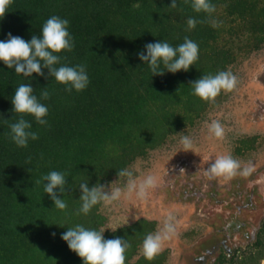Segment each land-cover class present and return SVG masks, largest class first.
Returning a JSON list of instances; mask_svg holds the SVG:
<instances>
[{
	"label": "trees",
	"instance_id": "trees-1",
	"mask_svg": "<svg viewBox=\"0 0 264 264\" xmlns=\"http://www.w3.org/2000/svg\"><path fill=\"white\" fill-rule=\"evenodd\" d=\"M191 3L177 0V7L170 8L171 0H12L0 17V41L9 33L30 41L50 17L66 19L73 48L54 53L60 57L56 67L84 65L89 83L69 92L54 77L45 79L47 69L43 76L25 77L0 61V264H83L61 235L77 225L101 231L106 218L101 203L87 214L79 212V185L88 182L91 188L120 178L117 173L137 158L194 126L222 99L223 90L202 100L192 94L190 82L228 71L241 53L264 45V0H209L215 5L210 14L195 12ZM189 18L197 20L192 29ZM185 37L199 47L198 59L186 72L152 76L138 58L148 43L159 40L177 47ZM160 68L165 70L162 62ZM21 84H31L33 95L48 109L45 125L23 115L38 136L23 148L12 141L10 131V124L21 118L11 104ZM45 88L50 96L41 99ZM51 171L65 176L64 210L44 192L46 182L37 183ZM155 226L139 219L103 232V238L128 242L125 264H164L165 252L152 259L137 256ZM254 248L256 254L239 262L231 257L228 264L261 263L264 227Z\"/></svg>",
	"mask_w": 264,
	"mask_h": 264
},
{
	"label": "rangeland",
	"instance_id": "rangeland-1",
	"mask_svg": "<svg viewBox=\"0 0 264 264\" xmlns=\"http://www.w3.org/2000/svg\"><path fill=\"white\" fill-rule=\"evenodd\" d=\"M228 71L237 78L234 89L223 90L222 99L194 126L168 137L127 168L137 183L149 175L155 178L146 198L127 191V177L104 184L124 189L111 204L101 202L104 232L146 219L156 223L155 234L172 215L175 232L158 252L166 253L164 264H228L231 257L239 262L257 253L254 244L264 227V45L241 53ZM213 121L222 125V138L208 131ZM181 136L192 140L190 149L180 143ZM221 155L240 163L237 174L209 178L205 169ZM244 169L251 171L244 175Z\"/></svg>",
	"mask_w": 264,
	"mask_h": 264
},
{
	"label": "clouds",
	"instance_id": "clouds-1",
	"mask_svg": "<svg viewBox=\"0 0 264 264\" xmlns=\"http://www.w3.org/2000/svg\"><path fill=\"white\" fill-rule=\"evenodd\" d=\"M12 0H0V17H4L7 7ZM170 8L177 7V0H171ZM191 7L195 12L212 13L215 11V5L209 3V0H192ZM69 21L52 16L46 20L42 26L39 36L33 35L30 41H25L19 36L8 34L5 41H0V61L8 69L14 68L17 74H23L25 77L36 73L43 76V69H47V76L54 77L55 81L68 85L65 90L81 91L89 83L84 65L67 66L61 65L60 57L54 53L61 50L71 51L73 48L72 38L69 35L67 26ZM213 26H217L213 21ZM197 20L189 18L187 25L189 29L196 26ZM199 47L192 40L185 37L184 42L177 47L170 46L167 42L156 41L144 46V51L138 53V58L143 63H147L152 76L164 75L165 71L176 73L183 70L188 71L190 66L198 59ZM95 54V53H94ZM161 62L165 70H161ZM237 84V78L229 71H221L216 75L202 76L190 82L192 94L202 100L215 98L221 90L231 91ZM49 91L45 88L41 94V99H48ZM12 111L21 114V118L15 123L10 124L11 139L19 147H27L29 138L35 140L37 133L30 131L31 124L23 118L24 114L34 116L36 122L45 125L43 119L48 114L47 107L42 104L36 95H33L31 84H21L15 90L11 99ZM208 131L217 138H222L224 129L218 121H213L208 125ZM180 143L185 149L192 147V140L187 136H181ZM240 163L233 159L231 155H221L214 159L207 169L205 175L209 178L224 177L230 179L237 174ZM183 170V169H181ZM251 169H244V175H247ZM119 177H127L126 189L129 193L135 191L138 198L144 199L147 196L149 188L156 186L155 178L151 175L145 177L139 183L133 177V173L127 169L117 173ZM46 182L43 185L44 192L51 198L53 205L59 209L67 208L65 200L61 197L65 194L66 180L64 174L51 171L41 177L37 183ZM114 183V182H113ZM112 184V183H111ZM81 195V208L79 212L87 214L91 208L98 203L104 202L111 204L118 200L124 189L121 187L110 188L109 185L99 184L91 188L88 182L79 185ZM69 190L71 188L69 187ZM79 214V213H77ZM173 217L168 215L165 220L162 231L155 234H148L141 245L143 255L147 259H152L162 247L164 240L169 239L174 234L175 227L171 223ZM104 230L97 231L86 229L77 225L74 228L67 229L61 235V239L67 243L68 248L75 252L83 261V264H125V251L130 246L125 239L116 237L105 240L103 238Z\"/></svg>",
	"mask_w": 264,
	"mask_h": 264
},
{
	"label": "bare ground",
	"instance_id": "bare-ground-1",
	"mask_svg": "<svg viewBox=\"0 0 264 264\" xmlns=\"http://www.w3.org/2000/svg\"><path fill=\"white\" fill-rule=\"evenodd\" d=\"M260 264H264V259L261 261V263Z\"/></svg>",
	"mask_w": 264,
	"mask_h": 264
}]
</instances>
